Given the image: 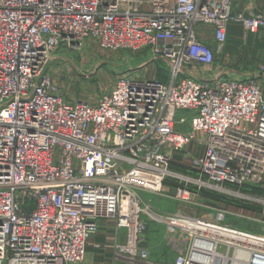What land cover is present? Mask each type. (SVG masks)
I'll use <instances>...</instances> for the list:
<instances>
[{
    "label": "built area",
    "instance_id": "1",
    "mask_svg": "<svg viewBox=\"0 0 264 264\" xmlns=\"http://www.w3.org/2000/svg\"><path fill=\"white\" fill-rule=\"evenodd\" d=\"M240 1L0 0V264H79L100 219L114 224L113 263L151 264L140 244L154 223L173 264H223L219 244L228 259L230 248L244 249L249 264H263L264 251L213 232L264 240L224 223L228 210L166 213L138 195L168 196L186 208L199 205L189 185L249 198L228 185L263 178L261 85L204 70L230 26L264 29V10L236 11ZM86 38L148 51L167 75L124 72L92 102L65 99L46 67L55 50ZM180 110L188 122L176 119ZM194 143L200 151L186 156L195 177L170 171L174 153Z\"/></svg>",
    "mask_w": 264,
    "mask_h": 264
},
{
    "label": "rangeland",
    "instance_id": "2",
    "mask_svg": "<svg viewBox=\"0 0 264 264\" xmlns=\"http://www.w3.org/2000/svg\"><path fill=\"white\" fill-rule=\"evenodd\" d=\"M264 10V8H263ZM209 37V36H208ZM211 43V39H208ZM148 51H129L124 49H107L101 47L98 42L91 38L82 40L79 44L62 45L53 53V58L46 67L53 84L58 92L65 99H82L89 102L94 101L101 93L107 90L114 80L124 72H142L150 75L152 69H160L163 75H167L166 64L161 60H153ZM259 65H264V29L255 33H245L238 26H233L221 51L214 49V62L211 66L204 68L210 73L226 72L230 76H248L258 80L263 87L264 73L259 72ZM163 76V77H165ZM264 89V88H262ZM185 117L187 122L190 119L188 111L180 110L176 113V119ZM199 138V136H197ZM200 151V147L188 145L182 151L174 153L168 169L189 177H195L196 172L192 169L189 157L186 154H195ZM169 187L167 191L172 193L175 181L166 182ZM195 193L193 201L199 205L185 206L168 196L148 194L138 192L140 198L145 202H150L161 212H173L176 209H183L189 213L202 214L209 208L228 210L224 223L236 225L245 230L264 233V176L258 184H229L228 187L234 191L242 193L249 198H242L234 194H225L216 190L210 191L204 188L191 187ZM207 205V206H205ZM105 219L99 220V225L104 226ZM239 227V228H240ZM100 228L96 230L99 233ZM213 229V232L216 233ZM120 230L119 233H123ZM222 232V231H221ZM219 236L229 238L234 242L243 243L251 248H259L264 251V240L262 236L252 233L244 234L241 231L232 230L231 233L222 232ZM92 234V236L95 235ZM162 227L149 223L143 235V246L149 251L148 261L151 264H173L175 253L162 239ZM245 236V237H242ZM215 245V244H214ZM218 252L226 254L225 244L217 246ZM240 251V249H237ZM233 248L228 250L226 264L244 260L234 259L236 252ZM241 251L246 252L244 249ZM247 253V252H246ZM225 256V255H223ZM113 258V257H112ZM222 260V259H221ZM223 262V260H222ZM223 262V264H225ZM114 264H129L116 260Z\"/></svg>",
    "mask_w": 264,
    "mask_h": 264
},
{
    "label": "crops",
    "instance_id": "3",
    "mask_svg": "<svg viewBox=\"0 0 264 264\" xmlns=\"http://www.w3.org/2000/svg\"><path fill=\"white\" fill-rule=\"evenodd\" d=\"M234 8L236 11H241L244 13L254 12L258 9L264 8V0H243V1L237 2ZM232 28L233 26H230L228 28V32H230ZM152 74L153 75L159 74V69H152V73L150 75ZM240 77H243V76H240ZM262 88H264V80H263ZM263 92H264V89H263ZM104 222H105L104 226L100 227L99 225V228H100L98 230L99 233L98 234L95 233V235L91 236L90 239L88 240V243L86 246L85 258L79 264H114L113 258H112L113 257L112 247L115 241V228H114V224L112 221L105 219ZM232 226L238 227L236 225H232ZM240 229H246V228L240 227ZM216 232L219 234L221 231H216ZM222 232H227V231L222 230ZM227 233H231V232L228 231ZM244 234H246V232H244ZM242 237H245V236H242ZM124 238H125L124 232L118 234L119 241L121 242L124 241ZM140 245L143 246V242ZM128 263L136 264L134 262H128Z\"/></svg>",
    "mask_w": 264,
    "mask_h": 264
},
{
    "label": "bare ground",
    "instance_id": "4",
    "mask_svg": "<svg viewBox=\"0 0 264 264\" xmlns=\"http://www.w3.org/2000/svg\"><path fill=\"white\" fill-rule=\"evenodd\" d=\"M206 246H207V250H211V249L215 250V245L213 242H207ZM250 257H251V255H249L248 252L246 253L244 251H241V249H240V251L237 250L236 256L234 259H241L242 258L244 260V262H242L243 264H249L248 259L250 260ZM258 258L260 259L259 261H261L264 264V254H261L260 257H258ZM221 259L223 260V262H225L227 260V256H223V254H218L217 260H221ZM216 263H217V261H216ZM234 264H240V263L235 262Z\"/></svg>",
    "mask_w": 264,
    "mask_h": 264
},
{
    "label": "trees",
    "instance_id": "5",
    "mask_svg": "<svg viewBox=\"0 0 264 264\" xmlns=\"http://www.w3.org/2000/svg\"><path fill=\"white\" fill-rule=\"evenodd\" d=\"M234 26H236V25H234ZM239 27V26H238ZM241 28V27H240ZM228 34H229V32H228Z\"/></svg>",
    "mask_w": 264,
    "mask_h": 264
}]
</instances>
